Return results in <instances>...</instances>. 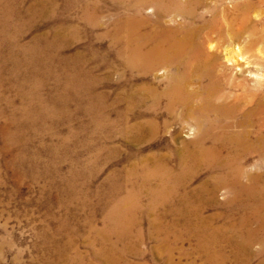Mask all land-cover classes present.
I'll return each instance as SVG.
<instances>
[{
  "label": "bare ground",
  "instance_id": "1",
  "mask_svg": "<svg viewBox=\"0 0 264 264\" xmlns=\"http://www.w3.org/2000/svg\"><path fill=\"white\" fill-rule=\"evenodd\" d=\"M262 6L264 0H0V116L9 114L3 129L8 144L23 139L20 117L27 124L35 112L63 114L70 96L52 93L53 102L48 104L40 91L48 79L87 94L101 77L94 80L81 62L93 60L97 68L106 67L103 78L110 82L109 71L117 61L122 81L115 83L109 104L112 129L138 144L158 137L155 134L174 122L188 120L196 129V137L183 141L181 147L170 153L157 150L129 169V176L148 189L149 204L167 210L165 215L154 213L150 220L155 232L162 233L160 244L169 251L166 262L171 264L170 255L178 249L182 256L193 253L201 264H255L256 260L264 264V171L249 168L264 166V78L256 76L251 82L246 74L264 67L243 63L246 53L256 55L254 64L264 61L259 56L264 55ZM77 12L84 25L65 24ZM253 15L261 17L256 20ZM104 19L109 26L97 31ZM41 21L57 22L47 30L45 45L40 46L39 38L25 42L27 32ZM92 29L97 32L94 40L66 56L69 39H89ZM106 38L110 44L103 47ZM8 62L14 65L7 72L11 79L19 66L29 65L15 90L27 100L18 110L12 108L13 99L3 86ZM104 97L98 95L100 115L107 107ZM202 174L206 177L193 186ZM223 189L226 197L221 201L218 195ZM122 214L121 210L108 214L115 223L109 231H116L117 239L111 240V234L100 228L95 231L101 244L94 255L100 256L101 264H136L127 253L141 236L134 233L133 220L126 214L123 219ZM118 239L125 240L121 251ZM185 241L191 243V250L180 247ZM61 256L68 263L70 258Z\"/></svg>",
  "mask_w": 264,
  "mask_h": 264
},
{
  "label": "rangeland",
  "instance_id": "2",
  "mask_svg": "<svg viewBox=\"0 0 264 264\" xmlns=\"http://www.w3.org/2000/svg\"><path fill=\"white\" fill-rule=\"evenodd\" d=\"M228 5L231 3L228 2ZM78 13H73L75 17L65 24L84 25L81 17H77ZM260 17L252 16L256 20ZM56 23L37 22L25 35V42L39 38L40 46H44L48 40L46 33L52 27L54 28ZM109 24V21L104 19L102 28L97 31H104ZM96 33V30L92 29L87 37L89 39L81 38V41L70 38L71 42L66 47L68 50L65 51V54L68 53L66 56H73L81 47L92 42L91 39L94 40ZM109 44L110 39H104L103 47ZM260 46L264 47V41L260 43ZM259 56L264 58L263 54ZM254 57L246 53L244 66L249 63L247 67H264V61H260L261 63L258 61L259 64L252 63ZM83 63L81 62L80 67L85 66L92 72L91 77L96 78L94 80L101 77L102 81L90 87V93L80 95L74 88L68 89L64 86L65 82L58 85L54 79H48L40 87L41 96L50 105L54 97L52 93H64L70 96L68 102L64 104L66 106L63 105L65 107L63 114L56 112L43 116L42 113L35 112L32 113L31 121L27 124H25L27 121L20 117L22 133L24 132L21 133L23 139L21 137V140L18 139L15 143L9 142V144L3 131L4 126L9 123L7 118L9 114L0 116V264H89L93 262L101 264L100 256L95 258L94 255V250L101 244L95 231L100 228L105 233L111 234V240L117 239L116 231H109L115 223L108 215L117 210L123 212V219L126 214V218L130 217V220H133V231L141 236L139 242L137 241L133 246V250H130L131 253H127L128 259L136 264H169L166 262L169 251L167 247L160 244L162 233L155 232L154 224L150 222L156 216L154 213L159 212V215L160 213L165 215L167 210L163 211L161 207L153 208L149 204L148 189L145 190L140 179L129 176V169L142 164L146 155H152L157 150L170 153L176 147H181L183 141L194 139L196 137L194 124L188 120L184 124L174 122L165 131L161 130L155 134V137L158 136L157 139H144L141 144L131 142L122 134H118L110 125L114 115L112 116L109 104L114 99L113 92L117 90L118 80L122 81L120 75L122 71L119 69L121 66L117 61L114 62L115 69L109 71L112 75V80L109 82L103 78L107 73L106 67L97 68L93 60L88 61L87 64ZM4 67L7 74L3 85H6L5 94L13 99V109H21L27 105V100L21 94H17L16 86L26 76L25 67L29 65L19 66L15 79H11L7 73L14 65L8 62L4 64ZM32 67H39V65L33 64ZM251 69L246 73L251 82L256 80V76H260L261 80L264 78V69ZM101 94H105L104 101L107 107L100 115L97 106L100 103L98 95ZM4 106L2 104L1 107ZM30 124L32 126H29ZM141 149L143 151L140 153ZM249 168L259 173L264 171V166ZM205 177L206 175L202 174L193 186L199 184V181ZM136 184L138 185L135 186ZM225 197L226 192L223 189L218 198L222 201ZM120 201L122 203H119ZM123 241L125 242L123 239H118L116 243L120 251L123 250ZM179 245L187 250H191L192 247L187 241ZM62 254L70 258L68 263H66L67 259H62ZM75 256H78L77 259ZM170 258L171 264H193V260L198 264L202 263V260L195 257L193 253L182 256L178 249L172 251ZM257 262L258 260L255 264Z\"/></svg>",
  "mask_w": 264,
  "mask_h": 264
}]
</instances>
